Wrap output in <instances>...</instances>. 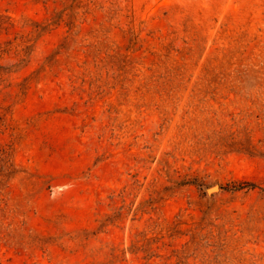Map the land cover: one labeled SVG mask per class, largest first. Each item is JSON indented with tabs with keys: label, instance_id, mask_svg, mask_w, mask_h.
Here are the masks:
<instances>
[{
	"label": "rangeland",
	"instance_id": "rangeland-1",
	"mask_svg": "<svg viewBox=\"0 0 264 264\" xmlns=\"http://www.w3.org/2000/svg\"><path fill=\"white\" fill-rule=\"evenodd\" d=\"M0 17V264H264V0Z\"/></svg>",
	"mask_w": 264,
	"mask_h": 264
},
{
	"label": "trees",
	"instance_id": "trees-1",
	"mask_svg": "<svg viewBox=\"0 0 264 264\" xmlns=\"http://www.w3.org/2000/svg\"><path fill=\"white\" fill-rule=\"evenodd\" d=\"M11 25L13 24L11 23L9 18L5 19L3 17H0V32L9 31ZM37 28H39V26ZM39 30L40 29H36L34 33L40 34ZM44 30L45 29H42V31ZM24 39L25 38L23 36L20 37V39H18V37L15 38V40H22L21 45L24 46V48L21 49V51L16 50V55H19L21 52H23L25 56L30 55V52L32 51V47H33L32 45H30V43L33 42V39L32 38L27 40ZM13 49H14V41H7L5 43H0V58L4 54H10V52ZM22 62H24V60H22ZM20 64L13 65L12 67L9 68L4 67L0 64V93H2L7 88L11 87V85H7L8 78H6V76L14 72L13 71L14 68H19ZM26 86H27V82H24L20 85V92L22 94H24L25 90L27 89ZM11 167L12 165L8 166L7 151L0 146V175L9 176L12 173Z\"/></svg>",
	"mask_w": 264,
	"mask_h": 264
},
{
	"label": "water",
	"instance_id": "water-1",
	"mask_svg": "<svg viewBox=\"0 0 264 264\" xmlns=\"http://www.w3.org/2000/svg\"><path fill=\"white\" fill-rule=\"evenodd\" d=\"M219 191V187L217 185L213 186L212 188L207 190V193L210 195L212 193H216Z\"/></svg>",
	"mask_w": 264,
	"mask_h": 264
}]
</instances>
